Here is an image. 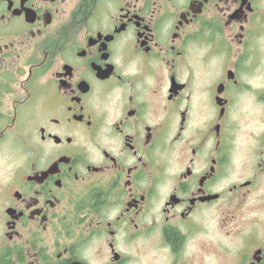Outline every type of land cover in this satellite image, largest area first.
Segmentation results:
<instances>
[{
	"label": "flooded vegetation",
	"instance_id": "obj_1",
	"mask_svg": "<svg viewBox=\"0 0 264 264\" xmlns=\"http://www.w3.org/2000/svg\"><path fill=\"white\" fill-rule=\"evenodd\" d=\"M263 26L264 0H0V264H264Z\"/></svg>",
	"mask_w": 264,
	"mask_h": 264
},
{
	"label": "rangeland",
	"instance_id": "obj_2",
	"mask_svg": "<svg viewBox=\"0 0 264 264\" xmlns=\"http://www.w3.org/2000/svg\"><path fill=\"white\" fill-rule=\"evenodd\" d=\"M262 30H264V26L262 27ZM256 41H264V31L256 38ZM253 83H256V85H264V79L258 77L257 79H253ZM10 97L11 95L5 93L1 94L0 102L6 104L10 103ZM6 104L3 107L0 106V118L3 120L5 114L9 117L13 115V110L10 109V107L7 108ZM7 122H9V120ZM4 125L5 124H3L2 127ZM245 129L246 128L244 127L242 130L241 138H244L243 131H245ZM8 134L7 138H4V136V139L0 141V182H6L13 170L18 165H22V163L25 162V160H23L24 155L22 154L24 149L22 140L19 136L14 135L13 133L8 132Z\"/></svg>",
	"mask_w": 264,
	"mask_h": 264
},
{
	"label": "clouds",
	"instance_id": "obj_3",
	"mask_svg": "<svg viewBox=\"0 0 264 264\" xmlns=\"http://www.w3.org/2000/svg\"><path fill=\"white\" fill-rule=\"evenodd\" d=\"M85 252H87V249L85 250Z\"/></svg>",
	"mask_w": 264,
	"mask_h": 264
}]
</instances>
